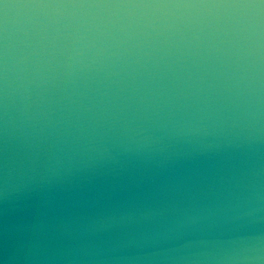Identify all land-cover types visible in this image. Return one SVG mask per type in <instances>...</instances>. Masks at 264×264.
Listing matches in <instances>:
<instances>
[{
	"label": "water",
	"instance_id": "95a60500",
	"mask_svg": "<svg viewBox=\"0 0 264 264\" xmlns=\"http://www.w3.org/2000/svg\"><path fill=\"white\" fill-rule=\"evenodd\" d=\"M0 264H264V0H0Z\"/></svg>",
	"mask_w": 264,
	"mask_h": 264
}]
</instances>
